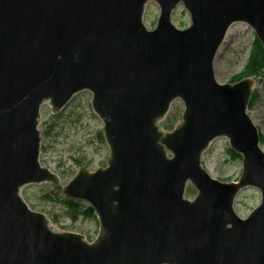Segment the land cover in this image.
I'll use <instances>...</instances> for the list:
<instances>
[{"label":"water","instance_id":"obj_1","mask_svg":"<svg viewBox=\"0 0 264 264\" xmlns=\"http://www.w3.org/2000/svg\"><path fill=\"white\" fill-rule=\"evenodd\" d=\"M149 1L160 7L152 30ZM179 4L185 29L171 21ZM236 22L264 47V0H0V264H264V153L247 114L256 79L219 84L213 71ZM84 90L110 157L64 183L39 162L40 108L59 111ZM177 98L182 123L162 133L157 121ZM222 136L243 156L236 182L201 166ZM47 182L94 209L96 241L54 231L27 206L20 189ZM249 187L261 203L241 218L234 201Z\"/></svg>","mask_w":264,"mask_h":264},{"label":"rangeland","instance_id":"obj_2","mask_svg":"<svg viewBox=\"0 0 264 264\" xmlns=\"http://www.w3.org/2000/svg\"><path fill=\"white\" fill-rule=\"evenodd\" d=\"M159 16L158 3L147 2L143 13L146 28L154 29ZM171 21L178 29L190 26L191 17L183 4H179L172 12ZM255 40H258L256 33L248 24L236 22L229 27L213 61L214 77L219 84H231L241 76L239 81L245 79L243 74ZM255 79L253 93L256 92L257 96L252 107L248 105L247 114L258 128L260 148L264 153V79ZM184 111V102L180 98L175 99L168 113L157 121L160 131L166 134L173 132L182 123ZM39 114V162L55 174L58 181L67 183L86 165L90 172L108 165L110 148L105 136V123L94 110L91 91L75 94L59 111L53 110L51 102H45ZM242 165L243 156L232 149L229 139L224 136L212 140L201 156V166L210 177L221 182H236L242 175ZM197 194L196 187L188 182L184 198L193 201ZM20 195L32 211L46 217L54 231L80 234L88 242L97 237L100 230L97 215H79L72 219V212L61 200L62 196L53 183L25 185L20 189ZM78 202L79 212L89 206L85 201ZM260 203L259 190L249 187L235 198L234 211L239 217L246 218Z\"/></svg>","mask_w":264,"mask_h":264},{"label":"trees","instance_id":"obj_3","mask_svg":"<svg viewBox=\"0 0 264 264\" xmlns=\"http://www.w3.org/2000/svg\"><path fill=\"white\" fill-rule=\"evenodd\" d=\"M243 77L260 78L259 80L264 79L262 78L264 77V47L262 46L259 40H255V46L245 67ZM241 78L242 76L238 77L237 79H234L232 83L238 82ZM256 96L257 93L254 92L249 102L250 108L255 102ZM64 204H66V206L72 212L70 215L72 219H76L79 215L92 217L95 214L94 209L91 206H88L85 210L79 212L80 203L74 200L65 201Z\"/></svg>","mask_w":264,"mask_h":264},{"label":"flooded vegetation","instance_id":"obj_4","mask_svg":"<svg viewBox=\"0 0 264 264\" xmlns=\"http://www.w3.org/2000/svg\"><path fill=\"white\" fill-rule=\"evenodd\" d=\"M107 167V166H106ZM104 168V167H103ZM61 196H62V193H61ZM61 200H64V201H69V200H74V201H81V200H76V199H71V198H66V197H64V196H62L61 197ZM95 213V212H94ZM99 233H100V230H99V232H98V235H97V237L93 240V241H90V242H88L87 240H86V238H85V236H83L84 237V239H85V241H87L88 243H92V242H94V241H96L97 240V238H98V236H99Z\"/></svg>","mask_w":264,"mask_h":264}]
</instances>
